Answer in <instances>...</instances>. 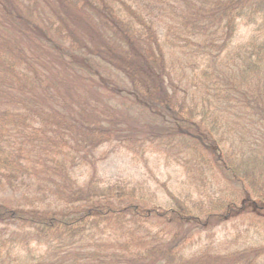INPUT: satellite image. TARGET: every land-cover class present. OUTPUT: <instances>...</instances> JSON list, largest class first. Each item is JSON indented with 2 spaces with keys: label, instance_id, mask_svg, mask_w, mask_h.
Masks as SVG:
<instances>
[{
  "label": "trees",
  "instance_id": "16d2710c",
  "mask_svg": "<svg viewBox=\"0 0 264 264\" xmlns=\"http://www.w3.org/2000/svg\"><path fill=\"white\" fill-rule=\"evenodd\" d=\"M241 22L254 37L223 55ZM173 47L195 76L171 78ZM250 74L264 78V0H0V264H264L263 143L223 152L227 126L207 108L264 125V79L254 89ZM177 137L202 147L223 192L248 188L161 211L122 181L76 176L104 145L168 140L176 154ZM33 242L45 249L29 259Z\"/></svg>",
  "mask_w": 264,
  "mask_h": 264
},
{
  "label": "rangeland",
  "instance_id": "374dc122",
  "mask_svg": "<svg viewBox=\"0 0 264 264\" xmlns=\"http://www.w3.org/2000/svg\"><path fill=\"white\" fill-rule=\"evenodd\" d=\"M252 28L253 26L245 25L241 22L238 26V30L231 36L227 51L223 55H227V52H235L239 47L248 44V42H250V40L254 37L253 35H255ZM184 52L185 51H182V49H175L174 47L172 49H167L166 56L169 55L172 65L175 66L174 68H176V71L178 72L171 74L172 79L177 77L183 79L191 77V74L193 76L196 75L191 70V62L187 61L186 57H184ZM241 68H239V70ZM190 71L191 74H188ZM249 77L251 78L249 79V85L256 89L258 81L262 78V76L259 74H250ZM232 86L233 88L241 86L239 85V80H234ZM209 107L207 108L209 109L208 113L212 115L211 118L218 117L227 126L226 138L222 141V143H220V147L225 149L222 150L223 152H229L230 149L235 146L239 151L241 142L243 144L246 143V145L249 146V140H252V137L257 138L258 142L261 141L263 143H260V145L257 146L258 149L254 151L263 152L261 150L264 148V140L259 138H264V125L260 122L261 117L256 116V118L252 116L256 115V110H252L250 112L252 114L251 115L249 113H243V111L240 112L237 107L235 108V111L238 115L234 113L233 116L231 115L232 113L230 110L227 112L222 108H217L212 109V112H210L211 108H216L217 106L212 104ZM225 109H229L228 106H226ZM258 114H260V112H258ZM259 126L263 127L260 128L262 133L258 134V132H256L253 135L254 129L252 128H257ZM176 140H178L180 145L179 143H176L173 144L172 147L175 146L179 148L176 151L177 155L169 146L168 140L160 144H149L148 146L140 145L133 151L132 147H130V150H126L118 145L115 147H107L104 145L101 149L104 153H106L105 158L98 161L95 168H93V165L90 167L82 166L77 170L76 176L79 178V181L90 178L91 176L95 180L101 181V183H106L107 181L113 182L116 180L122 181L121 184H126V187L130 189V192L131 190L134 191L133 194L136 195V197L139 195L146 199L147 202H151L149 204L147 203L148 205L161 207V211L170 208L174 203V198L182 201L187 198L189 201H194L197 204L201 203L200 200L202 199L207 203L209 200H212L210 197L215 198L217 196H223V194L233 197L239 195L248 188V186L244 188H236V184L227 183L228 186L225 188L226 192H223L222 188L225 187L224 176L219 178V173L211 168L208 162L205 163V161H203V163H201L196 159V150L202 149V147L196 145V143L193 142V139L177 137ZM249 149H251L250 146ZM199 152L205 153L203 150H200ZM96 155L98 154L96 153ZM236 157V154L231 155L230 161L235 163L234 161ZM239 158L240 162L242 156ZM193 160L194 168L189 167L188 169L187 166H190L189 163H192ZM196 160L198 166L195 163ZM241 168L247 169L248 166H241ZM229 176H231V174H229ZM202 181H205V183H202ZM263 187L264 186L262 184V188H257V193L254 195H264V191L262 193L260 192ZM248 191L250 190L248 189ZM5 192L7 193V191ZM198 198L200 200H198ZM206 203H203V205L210 206V204L207 203L206 205ZM244 213L247 215L250 214L246 211ZM242 218L243 217H240L239 219ZM244 226L246 225L244 224L242 229H244ZM211 231H215L213 239L220 241L223 236L227 237L233 229L229 226V224H226L212 228ZM253 231V228L248 229L247 238L251 241L256 238L255 236L252 237ZM206 235L208 234H205L202 237ZM198 240V237L195 238L193 245L196 244V241L199 242ZM29 249L31 250L28 251L27 248H23L21 251L24 254H28L27 256H30V259L33 253L38 254L43 251L45 247L33 242L30 244ZM5 253V248L0 249V261L7 258ZM22 256L25 257V255Z\"/></svg>",
  "mask_w": 264,
  "mask_h": 264
}]
</instances>
